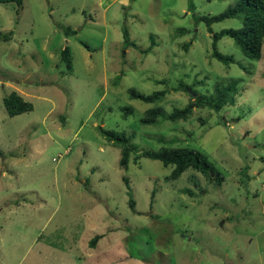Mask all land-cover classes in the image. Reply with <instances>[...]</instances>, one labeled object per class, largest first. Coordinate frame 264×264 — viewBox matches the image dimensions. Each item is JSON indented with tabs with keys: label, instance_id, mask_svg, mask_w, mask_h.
Instances as JSON below:
<instances>
[{
	"label": "rangeland",
	"instance_id": "obj_1",
	"mask_svg": "<svg viewBox=\"0 0 264 264\" xmlns=\"http://www.w3.org/2000/svg\"><path fill=\"white\" fill-rule=\"evenodd\" d=\"M234 1L193 0L191 11L187 0H23L19 13L14 2L0 3V33L12 32L0 39V264H264V45L251 60L223 36L217 49L234 59L223 64L193 19ZM239 25L225 19L211 28ZM234 80L233 104L167 119L192 89L209 96L213 84ZM130 88L167 92L144 103ZM12 91L32 110L10 117L3 98ZM154 106L163 114L141 124ZM97 126L139 149L196 148L223 182L190 168L166 180L171 166L133 154L120 168V149ZM95 234L102 237L91 248Z\"/></svg>",
	"mask_w": 264,
	"mask_h": 264
},
{
	"label": "trees",
	"instance_id": "obj_2",
	"mask_svg": "<svg viewBox=\"0 0 264 264\" xmlns=\"http://www.w3.org/2000/svg\"><path fill=\"white\" fill-rule=\"evenodd\" d=\"M14 2L17 5V13L20 12L23 5V0H0V3ZM187 9L194 11L195 5L193 0H187ZM195 22H203L206 30L211 33V57H214L223 64L233 62V56L230 54H223L217 49V42L223 36H229L233 40V44L240 51V53L251 60H259L262 54V47L264 45V0H235L231 5H228L224 10L217 14H195L193 13ZM225 19H238L240 25L236 28H222L218 31H212V24L221 22ZM181 32L183 28L178 29ZM122 38L124 46L131 44L128 38V31L125 26L121 27ZM76 33L69 28L64 29V34ZM12 32L0 33V39L6 41L10 38ZM182 48L186 51L188 43H184ZM143 52H147L145 49ZM61 61L66 64L67 71L71 70V57L68 46H64L60 52ZM264 73V72H263ZM164 79L159 82H163ZM194 84L186 85L183 82L179 83L180 88L192 89ZM237 82L231 81L228 84L215 83L212 86L211 94H197L194 89L189 92L192 99L183 107H175L167 114V119L172 122L179 120H186L194 107L202 108L207 106L215 111H218L225 105L234 103V94L238 91ZM167 89L155 90L151 93L145 94L138 92L135 88L128 90V95L131 98L137 99L144 103H155L163 99ZM3 106L6 113L12 117L24 112L32 110V104L23 99L16 91L10 92L3 98ZM124 115L131 112L130 107L121 108ZM160 106H154L146 109L142 117L139 119L141 124H155L160 115H162ZM99 133L109 141L113 146L120 149V158L118 165L120 168L126 169L128 167L129 155L133 154L134 159L146 157L153 160H158L163 166H171L172 169L166 176V180H176L185 170L192 169L202 174L212 185L219 186L223 182L221 172L216 168L214 163L202 151L192 147H160L157 150L139 149L135 144L131 143V138L126 136L123 132H116L113 129H105L97 126ZM125 186L128 189V207L131 212L136 213L135 201L130 195V188L128 180L123 177ZM189 195L193 192L185 189ZM102 237V234H95L89 241V247H95L97 241Z\"/></svg>",
	"mask_w": 264,
	"mask_h": 264
},
{
	"label": "water",
	"instance_id": "obj_3",
	"mask_svg": "<svg viewBox=\"0 0 264 264\" xmlns=\"http://www.w3.org/2000/svg\"><path fill=\"white\" fill-rule=\"evenodd\" d=\"M103 114V113H102ZM102 114L99 116L98 120H97V123L100 124L101 122V117H102Z\"/></svg>",
	"mask_w": 264,
	"mask_h": 264
}]
</instances>
